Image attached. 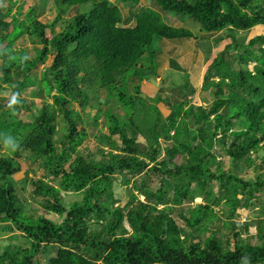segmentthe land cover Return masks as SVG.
<instances>
[{
	"label": "trees",
	"instance_id": "1",
	"mask_svg": "<svg viewBox=\"0 0 264 264\" xmlns=\"http://www.w3.org/2000/svg\"><path fill=\"white\" fill-rule=\"evenodd\" d=\"M0 1V93H8L0 97V139L10 135L18 144L9 151L0 142L7 152L0 154V237L19 233L25 240V246H0V264H241L245 256L249 264H264V219L235 221L240 210L259 201L264 172L251 182L234 170L236 162L251 166L252 155L264 147V0H152L154 8L151 0H119L129 8L125 16L110 0H54L56 16L49 25L24 1L16 7L18 0ZM88 3L91 8L80 13L77 7ZM168 13L198 24L214 45L200 86L211 98L208 107L192 103L201 53L184 73L176 89L181 99L167 104V115L157 107L164 105L161 98L141 97L144 81L159 77L156 40L200 39L168 25ZM228 29L247 38L238 43L224 34ZM25 38L30 52L15 49ZM28 78L39 85L36 113L22 96ZM100 95L105 105L112 100L110 111L123 112V122L102 114L93 102ZM94 107L90 119L86 110ZM21 111L29 114L27 122ZM89 138L97 155L87 158L79 148ZM160 141L171 145L161 147ZM214 147L230 159V171ZM177 155L181 164L174 161ZM261 164L263 169L264 159ZM21 169L33 177L16 182ZM38 170L42 174L35 178ZM169 175L176 184L171 194L163 187L171 183ZM153 176L161 183L155 191ZM27 180L34 188L31 201L43 215L25 209L20 193ZM55 180L60 188L50 184ZM119 181L130 193L116 206L109 195ZM61 190L82 199L67 209ZM200 197L184 215V204ZM220 205L225 221L214 230L206 225L215 222ZM251 227L252 245L241 237Z\"/></svg>",
	"mask_w": 264,
	"mask_h": 264
},
{
	"label": "rangeland",
	"instance_id": "2",
	"mask_svg": "<svg viewBox=\"0 0 264 264\" xmlns=\"http://www.w3.org/2000/svg\"><path fill=\"white\" fill-rule=\"evenodd\" d=\"M25 2V7H33L35 9V13L38 19H41L42 22L44 21V23L46 24H50L51 21L54 19V17L56 16V10H55V6H54V0H18L15 7L22 2ZM112 4L117 5L121 8L123 16L126 15V10L128 7H126L124 4H122L119 0H110ZM1 3V1H0ZM155 5L154 1H149L148 6L154 8L153 6ZM15 7L12 10V14L16 13V9ZM126 7V8H123ZM91 8V3L85 4V5H81L79 7H77V9L79 10V12H87L89 9ZM129 9V8H128ZM25 11V10H24ZM165 21L168 25L172 26V27H176V28H180V27H184L186 29H189L191 32H193L194 36L198 37L200 36V39H197L196 41L193 40H189V41H183L181 44L178 41H170V40H156L155 42V48L160 49V51L158 50V58H159V68H157V73H158V78L153 76L152 74L149 76V78L147 79V81H144V83L142 84V93H141V97L144 98H161L162 102L164 105H162V103H159L157 105V107H159L162 111V113L164 115H167L169 113V107L167 106V104H171L174 103L176 100L181 99V94H179V96L177 95L176 89L179 86V84L181 83V81L184 79V73L188 72L191 70V68H193L194 66V61L197 59V53L200 54L201 53V57L203 59V63H202V67H201V74L199 73L196 81H197V87L199 88V90L197 91L196 95L194 96V101H192V103L195 106H202V107H208L211 98L209 97V95L207 94V92H202L200 90V86L202 85L201 82V78H202V71L205 68L206 65H208L210 58L213 57V54L215 52V48L214 45L208 40L209 38L207 37L208 35L199 33V25L193 23L192 21L185 19L182 20V22H179L176 18L175 15L173 13H168L166 14V16L164 17ZM45 20H47L45 22ZM55 31L58 32L59 31V26L55 27ZM47 36L50 37L49 33L46 31ZM224 33V32H223ZM225 35L228 36H232L233 38H235V40L238 43H243L245 41V37H246V33L244 32H235L231 29L226 30V32L224 33ZM215 37V36H214ZM207 39V40H206ZM229 40L226 39L225 42L220 43L222 47L223 44L228 43ZM26 49L28 50V52H30L32 50V45L31 42L25 38V41L22 42L20 44L19 47H15V49ZM182 52L185 51L183 54H185L182 57V60H180V62L174 58V53L175 52ZM198 51V52H197ZM170 60V62L168 61ZM251 67V66H249ZM41 69V67L32 73L36 74L39 72V70ZM194 77V76H193ZM218 81V80H215ZM39 87L38 83L37 84H33L32 79L28 78L25 80L24 83V88L25 91L22 92V96L25 97L26 99L29 100V103L32 105V112L36 113L37 111H39L40 109V99L34 98L33 94L37 91V88ZM1 96H8V93H0V97ZM106 98L104 95H100L97 96L96 98L93 97V102L95 103V105H101L99 106L100 110L103 112L108 111L113 115H116V117L118 118V120L120 122H123L125 120V118L123 117V112L120 109H116L114 111H110L108 109V105L110 104L108 101L107 104L105 105L103 103V101H105ZM89 113V118L91 119L93 117V115L95 114V107L94 109H87L86 110ZM1 112V111H0ZM21 117L23 118V120L25 122H27V120H29V114L26 112L21 111ZM103 118L100 120L102 121ZM117 120V122H119ZM150 120H155L154 118H150ZM119 124V123H117ZM120 125V124H119ZM91 130V129H90ZM102 131L104 133H106V128L104 127L102 129ZM92 133V132H91ZM96 133V132H95ZM116 138V137H115ZM161 147H170L171 143L170 142H164V141H160ZM96 146L95 141L93 138H89L87 140H85L83 142V144L80 146L79 148V152H81L84 157H91L92 155H97L96 150L91 152V150H93ZM106 149V148H104ZM5 152V153H4ZM213 152L215 153V155H217V158L219 160H221L223 162L224 165V170L225 171H230L231 168L233 167V165L230 162V159L225 156L223 154V150L219 148L215 149V147L213 148ZM4 153V154H3ZM0 154L1 155H7L6 150L4 151L3 149L0 148ZM174 154L173 151H171V155ZM164 153H161V157H163ZM252 159H253V164L251 166H247L245 164V162H236L234 164V170H236L237 175L242 178L245 181H251V182H255L256 180V176L263 173L264 172V168L262 169L261 167V160L264 159V147L260 148V150L258 151V153L253 154L252 155ZM174 161L177 164H181L182 163V159L180 156H175ZM26 169H21V172L16 174L13 178L16 182H20L23 181L25 179H27L28 177L32 178L33 175L32 174H28V177H26L25 175ZM42 172L41 170H38L36 172V174L34 175L35 178H40ZM169 180L171 183L163 185V187L165 186V189L167 191L170 192V194L172 193V189L175 188L176 184L173 181V175H169L168 176ZM60 180H55L53 182H50V184L54 187L60 188ZM161 185V183L158 182V177L153 176L150 182V187L153 188H158ZM16 187H18V184L16 185ZM213 190L217 189V185L213 184L212 186ZM33 186L28 182L25 183L24 186V192L20 193L21 195L23 194L25 198H23L22 201L26 200L27 204H26V211H35L37 212L39 215H43L42 210L39 209V206L37 203H33L31 201V195H32V191H33ZM154 190V189H153ZM155 191V190H154ZM129 186L126 187L123 185V183H121L119 181V183L115 185L113 193L111 195H109V201H114L117 205H123L125 201L128 200L129 198ZM19 195V194H18ZM256 196H259V201L258 202H254L255 204L253 205V207H251V209L245 211V210H240L238 213L240 214V218H236L235 221H240V223H246L248 221H250L251 223H255L256 220H261L264 219V191L256 194ZM60 198L62 199V201L64 202V206L69 209L71 207V205L75 202H80L82 197L80 194H77L76 192H72V191H64L61 190L60 193ZM140 200H143L142 197H139ZM202 202V198H190L189 201L184 204V207H182V209L184 210L183 213L184 215H188L191 207H194L198 204H200ZM252 202V201H251ZM221 208L222 205L216 207L214 209V211L217 213V219L215 220V222L212 223H208L206 226L207 227H211V229L214 230H218V221L219 220H223L225 221V216L223 214H221ZM262 210V212H261ZM182 211V210H180ZM178 213L179 211H177L174 214V218L177 221H180V219L178 218ZM48 219H52L55 220L56 222H60L61 219H59L56 215H47ZM239 219V220H238ZM96 226H94L95 228ZM219 230H222V232H227L225 231L226 229H222L219 228ZM206 234L208 235V231L206 232ZM226 234V233H225ZM227 236L231 237V234H228ZM255 236V229L254 227H251L250 230L247 233H242L241 232V237L246 241H244L247 244H253L254 242L252 241L251 237ZM12 237V239H10ZM14 244V245H24L25 246V240L23 239V237L19 234V233H15L14 235L11 234H4L3 236L0 237V246H5L8 244ZM44 263V262H42Z\"/></svg>",
	"mask_w": 264,
	"mask_h": 264
},
{
	"label": "clouds",
	"instance_id": "3",
	"mask_svg": "<svg viewBox=\"0 0 264 264\" xmlns=\"http://www.w3.org/2000/svg\"><path fill=\"white\" fill-rule=\"evenodd\" d=\"M234 31V30H233ZM236 32V31H235ZM241 32V31H238ZM244 33V32H243ZM246 33V32H245ZM247 34V33H246ZM247 38V35L245 37V39ZM25 59H27V57H25ZM0 142H2V144L4 145L5 149L9 150V151H15L18 147L17 144V140L15 137L13 136H5L2 137V139H0ZM241 264H249V259L248 257H243L241 260Z\"/></svg>",
	"mask_w": 264,
	"mask_h": 264
},
{
	"label": "crops",
	"instance_id": "4",
	"mask_svg": "<svg viewBox=\"0 0 264 264\" xmlns=\"http://www.w3.org/2000/svg\"><path fill=\"white\" fill-rule=\"evenodd\" d=\"M184 55H185V54L182 55V54H180V53L177 52V51L174 53V57H175V59L178 60L179 62H180V60H182V57H183ZM180 63H181V62H180Z\"/></svg>",
	"mask_w": 264,
	"mask_h": 264
}]
</instances>
